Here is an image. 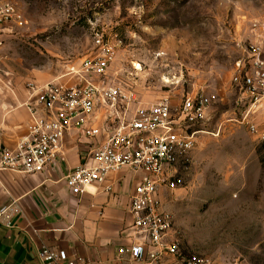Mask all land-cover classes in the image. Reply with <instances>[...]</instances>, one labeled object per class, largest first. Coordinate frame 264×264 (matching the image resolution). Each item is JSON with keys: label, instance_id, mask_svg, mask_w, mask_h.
<instances>
[{"label": "rangeland", "instance_id": "1", "mask_svg": "<svg viewBox=\"0 0 264 264\" xmlns=\"http://www.w3.org/2000/svg\"><path fill=\"white\" fill-rule=\"evenodd\" d=\"M0 3H12L25 19L4 41L10 73L2 80L21 82L33 70L59 75L102 39L116 51L106 78L137 95L133 106L148 107L164 94L175 101L199 91L216 96L190 167L165 196L174 234L185 256L264 264V142L232 114L239 93L233 76L249 50L251 24L263 21L264 0Z\"/></svg>", "mask_w": 264, "mask_h": 264}, {"label": "built area", "instance_id": "2", "mask_svg": "<svg viewBox=\"0 0 264 264\" xmlns=\"http://www.w3.org/2000/svg\"><path fill=\"white\" fill-rule=\"evenodd\" d=\"M11 22L22 27L25 19L15 5L5 3L0 6V23ZM248 52L238 62L233 84L244 106L242 123L264 142V131L251 121L252 114L264 108L263 43L250 44ZM115 53L111 45L98 39L90 55L69 64L54 80L27 83L35 101L29 107L28 133L15 149L0 144V173L44 172L61 156L67 133L80 127L90 146L83 162L65 177L73 194L104 183L109 174L123 168L140 174L130 207L135 237L119 249V255L129 257L133 264H209L204 256L183 254L174 234V214L165 206L162 194L175 190L180 171L190 167L216 96L199 91L175 101L164 94L156 103L132 112L130 106L137 95L106 78ZM2 63L0 54V77ZM99 113L103 128L90 125ZM12 215L9 206L0 204V226L9 227ZM38 254L44 264H77L63 249L44 246Z\"/></svg>", "mask_w": 264, "mask_h": 264}, {"label": "crops", "instance_id": "3", "mask_svg": "<svg viewBox=\"0 0 264 264\" xmlns=\"http://www.w3.org/2000/svg\"><path fill=\"white\" fill-rule=\"evenodd\" d=\"M260 21L257 28H251V24L248 40L250 44L263 43L264 58V18ZM15 24L0 23L4 73L10 72L6 69L7 56L2 48ZM248 55L247 51L243 59ZM59 75L33 70L21 82L12 76L0 79V87L4 89L0 92V144L15 149L28 133L29 107L35 101L29 95L27 83L46 84ZM239 98L240 93L232 114L240 116L237 121L245 125L241 121L244 106ZM131 110L134 112L136 106ZM251 121L264 131V108L252 114ZM90 125L103 128L102 114ZM80 129L75 127L67 133L61 156L44 172L0 173V204L9 206L13 214L9 227L0 226V264H44L38 254L44 246L66 250L77 264H133L129 257L119 255V249L131 244L135 237L130 207L140 174L123 168L109 174L104 183L89 185L83 193L73 194L65 177L83 162L90 146ZM168 194L166 190L162 194L167 208L165 196Z\"/></svg>", "mask_w": 264, "mask_h": 264}]
</instances>
